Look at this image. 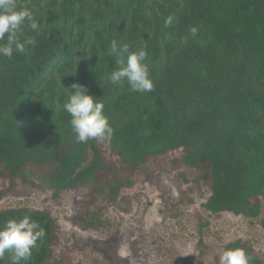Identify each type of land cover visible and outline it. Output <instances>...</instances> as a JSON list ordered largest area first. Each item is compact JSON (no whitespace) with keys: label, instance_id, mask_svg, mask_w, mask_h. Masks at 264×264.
<instances>
[{"label":"trees","instance_id":"obj_1","mask_svg":"<svg viewBox=\"0 0 264 264\" xmlns=\"http://www.w3.org/2000/svg\"><path fill=\"white\" fill-rule=\"evenodd\" d=\"M17 3L31 9L40 29H25L36 40L27 54L0 58V176L7 171L27 181L23 168L28 163L51 164L41 182L59 190L85 185L108 169L99 140L77 143L63 108L65 87L80 83L103 100L114 129L111 143L104 142L122 164L136 169L148 156L180 149L172 162L197 172L196 182L208 188L203 205L210 213L259 217V198L264 200V0ZM193 26L199 30L195 38ZM112 39L129 43L133 51L147 48L153 91L134 92L127 81L116 85L108 79L121 67L118 60L126 63V56L111 52ZM132 182L131 175H119L104 177L94 187L114 201ZM25 215L45 231L27 264H47L56 236L49 212L26 206L0 209V227ZM86 216L94 228L103 223L97 210L88 209ZM260 224L264 228V217ZM228 247H243L251 264H260L240 240ZM0 264H11L10 252Z\"/></svg>","mask_w":264,"mask_h":264},{"label":"rangeland","instance_id":"obj_2","mask_svg":"<svg viewBox=\"0 0 264 264\" xmlns=\"http://www.w3.org/2000/svg\"><path fill=\"white\" fill-rule=\"evenodd\" d=\"M98 145L108 169L85 185L59 190L44 185L41 178L51 164L28 163L23 168L27 181L7 171L0 176V209L26 206L55 219V253L47 264H219V254L238 240L264 264L262 198L258 218L210 213L203 205L208 188L196 182L197 172L172 162L181 156L180 149L148 156L142 166L131 169L104 141ZM128 174L133 182L116 200L96 192L94 184L104 177ZM88 209L103 218L97 228L89 223Z\"/></svg>","mask_w":264,"mask_h":264},{"label":"clouds","instance_id":"obj_3","mask_svg":"<svg viewBox=\"0 0 264 264\" xmlns=\"http://www.w3.org/2000/svg\"><path fill=\"white\" fill-rule=\"evenodd\" d=\"M166 24L172 25V17L166 19ZM26 28L36 31L40 29L31 9L26 5H18L17 0H0V58H12L15 53L27 54L36 46V40L25 34ZM198 31L193 26L190 35L195 38ZM109 47L111 52L126 56V63L118 60L121 67L108 74L113 84L121 85L127 81L132 91L142 94L154 90L155 85L145 63L148 57L145 46L133 51L129 43L112 39ZM65 89L68 96L63 108L70 116L69 122L76 142L95 139L111 143L114 129L104 112L103 100L90 94L87 87L80 83H72ZM44 237V229L39 228L30 216L10 219L0 227V258H3L5 252H10L11 264H21V261L27 264L32 250ZM219 264H251V257L243 247H228L219 254Z\"/></svg>","mask_w":264,"mask_h":264}]
</instances>
